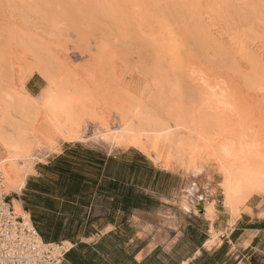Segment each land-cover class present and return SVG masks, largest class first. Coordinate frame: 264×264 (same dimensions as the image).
<instances>
[{
	"label": "bare ground",
	"instance_id": "obj_1",
	"mask_svg": "<svg viewBox=\"0 0 264 264\" xmlns=\"http://www.w3.org/2000/svg\"><path fill=\"white\" fill-rule=\"evenodd\" d=\"M16 1L24 8L35 2ZM41 1L47 26L37 34L31 31L37 24L21 9L32 28L10 12L15 2L0 0L6 12L0 25L5 84L22 89L33 75L45 81L37 103L30 97L13 103L0 90L1 195L21 189L44 151L56 154L64 143L91 142L107 153L133 148L164 169L171 163L184 169L178 206L192 215L201 207L211 212L214 177L231 215L253 195L264 199V43L253 46L247 35L264 34V0H219L206 11L205 0H99L109 16L115 13L118 36L95 37L92 46L81 40L84 48L71 47L62 23L68 0ZM218 6L223 13L215 16ZM189 32L199 37L203 56L188 46ZM61 42L63 47L55 45ZM132 50L135 56L147 53L150 65ZM185 57L200 58V73L190 80ZM128 73L142 76L144 86L123 84ZM209 81L214 91L190 95L194 84L204 92ZM11 208L28 222L18 201Z\"/></svg>",
	"mask_w": 264,
	"mask_h": 264
},
{
	"label": "crops",
	"instance_id": "obj_2",
	"mask_svg": "<svg viewBox=\"0 0 264 264\" xmlns=\"http://www.w3.org/2000/svg\"><path fill=\"white\" fill-rule=\"evenodd\" d=\"M183 184L133 148L64 143L9 202L44 243L69 244L62 264H264V199L231 215L211 187V212L192 215L178 206Z\"/></svg>",
	"mask_w": 264,
	"mask_h": 264
},
{
	"label": "rangeland",
	"instance_id": "obj_3",
	"mask_svg": "<svg viewBox=\"0 0 264 264\" xmlns=\"http://www.w3.org/2000/svg\"><path fill=\"white\" fill-rule=\"evenodd\" d=\"M10 1H11L10 3L15 2V3L12 4L13 7L12 8L10 7L11 8L10 12L16 14L17 18H22L21 21H23V18H26V19H24V22H25L24 25H26V27L28 25L29 27L31 26V28H32L33 27L32 26L33 23L37 24V25H35L36 26L35 28H38L40 31L38 29H36L37 30V32H36L34 27H33L32 30H31V28L28 27L29 30H31L34 33L40 34V32L43 29L46 28L47 24L43 23L44 19H45V16H46L45 14L47 13L46 11H44V10H46L45 9L46 4L43 3V5H41V7H40L39 4L42 3L41 0H35V2H33V3L29 4V6H27L28 8L27 7L26 8L20 7L16 0L15 1L14 0H10ZM36 1H37V3H36ZM205 1L206 2L203 1V3H204L203 11H206V9H210L212 7V5L219 4V2H218L219 0H205ZM164 2H166V1H164ZM211 2H212V5L210 4ZM16 3H17V5H16L17 7H14L15 6L14 4H16ZM33 4L34 5L36 4V5L34 6ZM30 5H31V7H30ZM37 5H38V7H36ZM18 7H20V8L18 9ZM14 8H16L17 10L14 9ZM20 9L22 10L23 15H25V16L28 15L27 17H29L30 21H29V19L27 17H25V16H23L21 14V10ZM65 9H64V11H66L67 13H66V17H65L64 21H62V23L64 24V28L67 31V34L70 36V37H68V40H70L71 47L76 48L80 44V46L82 48H84V45H82L83 43L81 42V40L84 43H85V41L88 40V44L90 46H92V42L95 39V37H110L111 39H113L112 36H114V37L118 36L117 35V33H118L117 32V28L118 27H116V26H118V24H117L118 22L116 20L117 17L115 18V16H114L115 13L112 11L113 12V16H114V19H113V16H109L110 12L107 11L106 6L103 5V4L101 5L99 0H68V4L66 5ZM12 10H14L16 12H13ZM111 10H112V8H111ZM27 11H28L29 14L27 13ZM218 11H220V15H222L221 13H223V12H221L222 10H221V8H219V6L216 9L214 8V14L213 15H215V13H217L219 15ZM10 12H9V14H10ZM5 13L6 12L2 13V11L0 10V25L1 26L3 25V22H5V20H4L5 17H6V16L4 17ZM30 15H32V16H30ZM2 16H3L4 19H2ZM214 17H213V19H214ZM32 18H34V19L31 20ZM35 18H37L36 20L38 22L34 21ZM27 19H28L29 22H33V23L31 24L29 22H26L25 20H27ZM39 23H42V24H39ZM171 23L174 24V23H177V22H173L172 21ZM38 24L40 26L42 25V27L38 26ZM173 24H171L172 29L175 30L174 32H177L176 30H178V29L175 28L176 26H175V24L174 25ZM44 25H45V27H44ZM177 26H178V24H177ZM24 29H25V26H24ZM118 31H119V29H118ZM75 34L78 35V39L74 36ZM113 34H115V35H113ZM189 34H190V40H189V45L188 46L192 47L191 50L193 49L192 50L193 52H195L196 54H199V56H203L202 48L199 47V46H202L201 45L202 43L201 44L198 43V42H201L199 40V37H197L194 32H189ZM247 35H249V37H251L249 39V41L250 42L253 41V46L257 47L259 45H262L261 43L259 44L260 41H262L264 43V34L261 35V36H252L250 34V32L248 31ZM83 37H85L86 40H84ZM224 38H225V36H224ZM113 40H115V39H113ZM63 41H65V40H63ZM190 44H191V46H190ZM55 45H60V46L63 47V43L62 42L58 43V44H55ZM80 46H79V48H81ZM189 51L190 50H188L186 52H189ZM192 51H190V52H192ZM258 52L260 53V50ZM131 53L132 52H130V54ZM135 54L136 53H134V51H133V53L131 55L135 56ZM146 54L143 55V53H141V54L136 55L135 57L139 58V55H140L141 59L144 58L143 61L139 58V62L141 60L142 64L144 65V63H146L147 60L149 59V56H147ZM261 55H262V53H261ZM145 56H147V57H145ZM199 59H200L199 57H197V60L193 59V58L192 59H190V58L188 59L187 57H185V59L183 61V65H184L183 66V71H184L185 79L190 80L191 79L190 75H192V74L198 75V73H200V71L197 70V64L199 62ZM135 61H136V58H135ZM137 61H138V59H137ZM76 63H79V61L77 60ZM136 63L137 64H135V65H137V67H138V62H136ZM142 64L140 66H142ZM146 64L149 66L150 62H147ZM146 64H145V66H147ZM135 65H133V66L135 67ZM117 66L119 67V69L121 68L119 65H117ZM118 67H116L117 71H118V69H117ZM7 73L10 74V72H7ZM4 74H5L4 67L1 66L0 67V90L3 91L4 93H7V95L9 96V98L11 99V101L13 103H18L19 100L26 99V98H29V97L31 98V101H33L35 103L38 102V98L40 97V95L42 93L41 91L45 87V81L40 76L33 75L28 80V82L23 86V88L21 89V87L17 88L18 83L12 84L11 86L7 82H6L7 84H5V81H8V80L5 79L6 76H4ZM16 75H17V73H16ZM125 75L126 76H123L124 80L122 78V81L124 82L123 84H125V85L129 84V86L130 85H132L133 87L134 86H136V87L139 86L137 88H142L144 86V84L146 83V82L144 83V79L140 75H136L137 77H134L133 74L129 75V73H128V75L127 74H125ZM131 83H133V84L135 83V84L133 85ZM220 83L222 84V82H220ZM1 86L3 87L2 89H1ZM12 87L15 88L14 91L11 90ZM207 91H214V85L210 81L206 84V90L204 92H202V90L200 88H197V85L194 84L191 87L190 95H192L193 97L197 98L200 94L205 93ZM3 92H1V93H3ZM12 92H14V94ZM210 101H211V98L209 97V99H208V101L206 103H208ZM213 104H214V102H213ZM90 143L91 142H87L86 144L93 146ZM53 154H55V153L48 152V151L45 152L44 151L41 154L42 156L40 157V160H41L40 162L44 161V159H46L48 156L53 155ZM35 163H37V162H35ZM159 165H161V164H159ZM162 167L165 168L164 166H162ZM168 169H178V170L181 171V173L184 176L186 175L185 172H184L185 170L177 168L174 163H171ZM218 181H219V177H214L213 178V183L211 184V187L216 189V185H217ZM7 198H8V201L11 199L10 196H7Z\"/></svg>",
	"mask_w": 264,
	"mask_h": 264
},
{
	"label": "built area",
	"instance_id": "obj_4",
	"mask_svg": "<svg viewBox=\"0 0 264 264\" xmlns=\"http://www.w3.org/2000/svg\"><path fill=\"white\" fill-rule=\"evenodd\" d=\"M67 250L63 243H44L0 194V264H62Z\"/></svg>",
	"mask_w": 264,
	"mask_h": 264
}]
</instances>
